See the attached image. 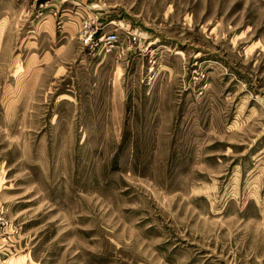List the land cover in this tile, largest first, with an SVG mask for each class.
<instances>
[{"label":"rangeland","instance_id":"rangeland-1","mask_svg":"<svg viewBox=\"0 0 264 264\" xmlns=\"http://www.w3.org/2000/svg\"><path fill=\"white\" fill-rule=\"evenodd\" d=\"M0 264H264V0H0Z\"/></svg>","mask_w":264,"mask_h":264},{"label":"built area","instance_id":"built-area-1","mask_svg":"<svg viewBox=\"0 0 264 264\" xmlns=\"http://www.w3.org/2000/svg\"><path fill=\"white\" fill-rule=\"evenodd\" d=\"M82 33L81 35L90 38L94 43L96 49L102 55L114 54L115 63L118 64L121 61L122 54L124 55V50L131 51L133 45L137 39L135 33L128 29H124L121 33L119 32H107L100 35V31L96 32L93 25L90 22L82 23ZM94 30L95 33L92 31Z\"/></svg>","mask_w":264,"mask_h":264}]
</instances>
